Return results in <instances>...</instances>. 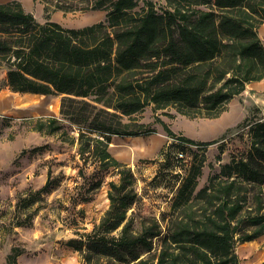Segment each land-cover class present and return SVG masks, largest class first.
<instances>
[{
    "label": "trees",
    "instance_id": "obj_1",
    "mask_svg": "<svg viewBox=\"0 0 264 264\" xmlns=\"http://www.w3.org/2000/svg\"><path fill=\"white\" fill-rule=\"evenodd\" d=\"M38 1L47 17L56 9L106 10L104 20L72 28L37 22L19 0L0 3V66L7 68L8 88L63 94L59 112L77 125L84 163L91 158L119 174L109 180V205L100 220L72 240L84 262L240 264L236 243L264 234V120L249 125L245 156H232L200 188L203 160L192 162L168 210L159 218L138 214L137 228L135 214L128 213L137 202L134 174L108 146L112 134L148 131L132 120L147 105H173L187 118H217L247 83L262 79L257 28L264 24V0H166L161 11L151 0H143L141 11L134 10L138 0ZM62 120L37 119L34 129L63 134ZM164 129L176 142L199 147L221 139L196 141ZM20 253L12 248L10 260Z\"/></svg>",
    "mask_w": 264,
    "mask_h": 264
},
{
    "label": "rangeland",
    "instance_id": "obj_2",
    "mask_svg": "<svg viewBox=\"0 0 264 264\" xmlns=\"http://www.w3.org/2000/svg\"><path fill=\"white\" fill-rule=\"evenodd\" d=\"M151 1L159 11L168 7L166 0ZM32 7L36 20L53 14L61 25L72 28L88 24L83 19L88 14L87 22L93 23L104 20L106 13L56 9L47 17L45 11L36 10V4ZM143 7L144 1L138 0L134 10L141 11ZM6 70L0 66V99L7 108L0 111V151H6L0 163V264H86L72 240L90 232L107 209L108 183L118 180L117 168H100L91 158L84 163L78 152L77 125L62 120L59 112L63 94L12 91L7 85ZM248 84L217 118H187L173 105L156 110L147 105L132 120L144 123L148 131L140 136L111 135L108 151L134 174L137 202L128 213L132 211L136 216L135 228L138 214L159 218L168 210L192 162L203 160L197 178L200 188L232 156L246 155L249 125L264 120V101L256 100ZM49 116L62 120L63 134L34 129L37 119ZM122 120L130 121L126 116ZM165 125L171 132L196 141L221 139L202 147L178 143L167 135ZM173 141L175 144L166 149L165 144ZM178 150L183 151L184 161L176 159L174 153ZM47 180V188L39 191ZM15 247L21 253L13 262L9 254ZM236 252L240 264H264V234L237 242Z\"/></svg>",
    "mask_w": 264,
    "mask_h": 264
},
{
    "label": "crops",
    "instance_id": "obj_3",
    "mask_svg": "<svg viewBox=\"0 0 264 264\" xmlns=\"http://www.w3.org/2000/svg\"><path fill=\"white\" fill-rule=\"evenodd\" d=\"M7 1L8 0H0V3L7 2ZM19 1H20L21 5H22L23 9L33 13L34 17H35V13H34L33 7H32L34 4L37 5L36 10H38L39 13L44 11L43 10V3H41V2H38L36 0H19ZM35 19H36V17H35ZM47 20L54 21V22L57 21L58 22V16L57 15L54 16L53 14H51L48 19L47 18H42V19L37 20V21L40 23V22H45ZM86 23H88V24H85V25H89L92 22H90V21L87 22L86 21ZM85 25H82V26H85ZM257 34L259 35V37H260V39H261V41H262V43L264 45V24H261V25L258 26ZM248 85H250V89L253 90L254 97H256V100H259V101L263 102L264 101V77L262 79H260V80L251 81V82H249ZM5 109H7V108L4 107V99L3 100L0 99V111H3ZM161 142L163 144L165 141H160V143ZM156 145H157V143H156ZM4 154L6 156V151H0V163H2L1 159L4 156Z\"/></svg>",
    "mask_w": 264,
    "mask_h": 264
},
{
    "label": "built area",
    "instance_id": "obj_4",
    "mask_svg": "<svg viewBox=\"0 0 264 264\" xmlns=\"http://www.w3.org/2000/svg\"><path fill=\"white\" fill-rule=\"evenodd\" d=\"M184 156H185V155H184L183 151H178L177 154H176L177 159H179V160H183V161H184V159H185Z\"/></svg>",
    "mask_w": 264,
    "mask_h": 264
},
{
    "label": "bare ground",
    "instance_id": "obj_5",
    "mask_svg": "<svg viewBox=\"0 0 264 264\" xmlns=\"http://www.w3.org/2000/svg\"><path fill=\"white\" fill-rule=\"evenodd\" d=\"M89 15H90V14H88V15L84 16V17H83V19H85V21H88V20H90V19H89V17H88ZM29 93H31V92H29ZM111 145H112V146H117V144H116V143H113V144H111ZM118 147H119V146H118Z\"/></svg>",
    "mask_w": 264,
    "mask_h": 264
}]
</instances>
